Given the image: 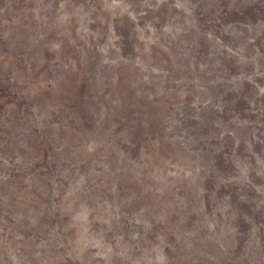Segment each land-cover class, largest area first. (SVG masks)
<instances>
[{"label":"rangeland","instance_id":"rangeland-1","mask_svg":"<svg viewBox=\"0 0 264 264\" xmlns=\"http://www.w3.org/2000/svg\"><path fill=\"white\" fill-rule=\"evenodd\" d=\"M0 264H264V0H0Z\"/></svg>","mask_w":264,"mask_h":264}]
</instances>
